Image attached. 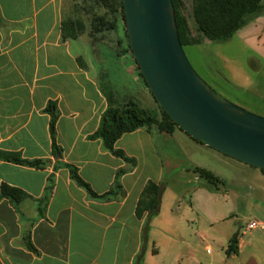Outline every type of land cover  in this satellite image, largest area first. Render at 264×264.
<instances>
[{"label":"crops","instance_id":"crops-1","mask_svg":"<svg viewBox=\"0 0 264 264\" xmlns=\"http://www.w3.org/2000/svg\"><path fill=\"white\" fill-rule=\"evenodd\" d=\"M66 1L0 0V151L46 161L33 168L0 160V188L6 184L28 195L17 207L0 200V264H264V244L254 235L264 231V222L253 220L258 225L252 230L253 221L243 226V199L224 187L211 189L192 172L213 149L179 130L141 128L114 146L131 164L90 138L109 105L139 106L140 98L150 104L151 95L127 54L95 51L69 25ZM237 33L264 55V15ZM50 102L57 109L59 159L52 154L45 112ZM181 158V175L165 177ZM58 163L75 167L97 195L112 190L123 171L121 190L108 200L91 199L68 169L55 168ZM148 182L163 187L159 213L138 219L135 208ZM235 233L236 252L227 254ZM27 238L34 251L26 247Z\"/></svg>","mask_w":264,"mask_h":264},{"label":"water","instance_id":"water-1","mask_svg":"<svg viewBox=\"0 0 264 264\" xmlns=\"http://www.w3.org/2000/svg\"><path fill=\"white\" fill-rule=\"evenodd\" d=\"M132 56L158 106L189 137L264 170V118L219 100L189 64L172 0H122Z\"/></svg>","mask_w":264,"mask_h":264},{"label":"rangeland","instance_id":"rangeland-1","mask_svg":"<svg viewBox=\"0 0 264 264\" xmlns=\"http://www.w3.org/2000/svg\"><path fill=\"white\" fill-rule=\"evenodd\" d=\"M182 1L183 14L188 20L192 36L198 37L191 17L192 0ZM66 2L64 14L67 22L74 24L76 31H80L90 41L95 51L107 49L119 57L120 55L125 57L127 54L132 72L140 83H143L137 64L129 50L126 29L122 23L114 22L117 14L113 13L108 0L98 2L97 0H67ZM94 19L102 20L101 23H97ZM96 24L98 26L95 29ZM183 51L193 70L216 98L264 118V55L256 51L242 33H236L224 43L203 40L200 45L184 47ZM145 88L150 94L148 88L146 86ZM151 97L150 104L147 100L140 98L139 107L151 108L148 110L160 115L159 106ZM114 107L123 109V105ZM196 162L201 164L199 168L210 171L219 178L224 184V190L228 191L231 197L239 195L243 199L239 205V215L243 218V226L253 220L264 222V181L258 174V170H250L244 166L245 164L222 156L213 150ZM184 166L182 158L179 159L177 169L165 177L170 174L180 176ZM165 177L161 183L164 182ZM151 178L155 180L157 177L151 175ZM202 181L207 184L205 180ZM254 235H259L260 242L264 244V231H256Z\"/></svg>","mask_w":264,"mask_h":264},{"label":"trees","instance_id":"trees-1","mask_svg":"<svg viewBox=\"0 0 264 264\" xmlns=\"http://www.w3.org/2000/svg\"><path fill=\"white\" fill-rule=\"evenodd\" d=\"M98 1L99 0H97V2ZM261 1L262 0H192L191 17L194 22V29L198 35V37H193L188 20L183 14V1L172 0L176 29L181 46L184 48L186 46L200 45L203 40H207L211 43H224L229 41L240 29L264 15V5L261 4ZM108 2L111 5L110 8H112L113 13L117 14L114 22L122 23L126 29L122 0H108ZM101 20L102 19H94V22L101 23ZM69 25L74 26L72 23ZM97 26L96 24L94 28L96 29ZM137 68L139 70L138 65ZM139 76L146 86L140 70ZM159 111L160 115H156L152 110L142 109L133 101L125 103L123 109L120 110L109 105L101 116L98 129L90 138L101 140L105 150L117 158L134 164L133 159L127 158L121 150H117L114 147L116 141L122 135L132 133L141 128H146L147 130L155 128L156 131L166 134H172L175 130L183 132L160 107ZM45 112L50 116L49 134L52 154L56 159H59L61 157V148L57 145L55 138V125L57 121L56 104L50 102ZM193 140L197 141L196 139ZM0 160L33 168H43L46 165V161L44 160H23L19 154L3 151H0ZM62 167L68 169L71 180L77 186L83 188L91 199L108 200L121 190L118 178L123 171L117 172L112 190L105 194L97 195L91 190L89 185L81 179L75 167L62 163H58L55 166V168ZM192 172L197 174L200 179L205 180L208 186L213 190L217 191L224 187L223 182L210 171L194 168ZM260 172L264 174V170H260ZM51 190L52 181L50 180L47 194L51 192ZM162 192V185L148 182L138 199L135 208V216L140 219L143 214L146 213L148 219L156 217L160 209ZM26 198H28V195L20 189L10 187L6 184L1 185L0 200L7 199L17 207ZM46 200L47 195L39 202L40 215L43 213L42 205L46 203ZM25 244L28 249L34 251L28 238ZM236 244L237 233L229 240L226 253L236 252Z\"/></svg>","mask_w":264,"mask_h":264},{"label":"built area","instance_id":"built-area-1","mask_svg":"<svg viewBox=\"0 0 264 264\" xmlns=\"http://www.w3.org/2000/svg\"><path fill=\"white\" fill-rule=\"evenodd\" d=\"M258 223L256 221H253L251 223L248 224V229L252 230L255 229L257 227Z\"/></svg>","mask_w":264,"mask_h":264}]
</instances>
